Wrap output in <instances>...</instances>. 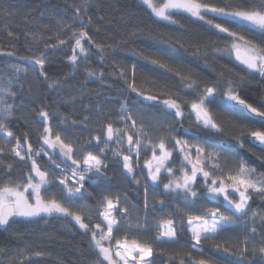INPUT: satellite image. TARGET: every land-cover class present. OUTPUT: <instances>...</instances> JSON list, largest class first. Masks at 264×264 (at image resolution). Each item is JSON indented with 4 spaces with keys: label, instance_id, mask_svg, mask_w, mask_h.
I'll return each instance as SVG.
<instances>
[{
    "label": "snow or ice",
    "instance_id": "6c2138e0",
    "mask_svg": "<svg viewBox=\"0 0 264 264\" xmlns=\"http://www.w3.org/2000/svg\"><path fill=\"white\" fill-rule=\"evenodd\" d=\"M94 4L95 0H79L73 4L71 22H58L66 38L58 35L56 43H45L44 51L38 56L18 57L19 61H26V65L0 64V139L5 145H11L9 153L27 169L21 179L12 180L14 165H6L3 174L9 179L0 181V229L8 232L20 218L70 219L89 236V248L96 253L98 264H155L152 245L127 238L128 232L141 234L154 230L157 232L154 243L170 246L177 245L180 234L185 233L190 247L185 253L187 260L182 256L179 264H216L211 257L197 260L194 254L203 257V242L215 241L230 229L243 228L247 235L241 245L215 243L214 247L237 256L239 264H253L249 252L252 257H259V264H264V210H254L250 204L253 194L264 200V173L257 174L254 167L239 160L237 168L225 174L221 160H226L227 156L221 150L222 144L193 143L182 138L190 133V129L183 127L186 118L194 119L197 129L223 136L224 127L210 107L220 101L258 120L261 128L253 130L246 125L242 128L247 130L250 142L264 153V105L256 107L240 94L241 87L250 80L258 77L264 81V0H140L158 22L166 21L183 32L184 25L176 17L184 16L207 34V39L201 38L196 43L181 36L161 34V43L171 48L191 49L192 55L203 57L206 65L209 57L213 60L234 57L245 75L237 74L234 79L226 75L232 69L225 68L208 81L170 60L167 53L134 50L133 55L150 65L151 71L160 73L156 77H145L144 82L151 84L148 89L138 86L135 64L130 69L120 66L118 73H113L123 81L126 90L136 94L142 106L140 110L130 111L127 104H121L113 120L107 118L112 113L106 114L102 106L97 105L98 127L90 128L91 105H83V111L88 114L77 120L41 102L36 111L42 130L38 134V146L34 148L28 132L21 137L8 127L18 107L17 89H23L20 81L27 76L29 67L47 82L48 89L59 94L64 85L49 78L48 50L61 51L67 47L70 54H66V59L73 70H78L81 64L85 66L86 83L104 82V72L93 70L90 61L96 56L103 64L112 55L113 46L90 35L94 22L89 9ZM44 15L41 12V16ZM95 31L99 33L100 29L97 27ZM32 37L34 41L40 40L38 34L33 33ZM0 57H16V53L0 50ZM83 95L81 92V97ZM54 123L64 126L65 131L69 127L86 131L89 137L83 144L78 143L75 138H69L70 133L64 136L60 131L54 133ZM233 139L244 148L240 137ZM89 148L98 151H88ZM149 151L150 158L144 159L141 166V154ZM109 152L120 166V175L142 190V206L131 204L127 197L122 201L112 190L97 192L102 183L110 185L113 181L107 162ZM2 153H5L4 147H0ZM174 153L181 158L179 169L170 166ZM257 158L264 161V155ZM0 166H3L2 157ZM53 185L61 193L59 197L50 194ZM93 196L99 197L97 204L102 209L97 211L99 222L94 224L90 223L91 216L84 215L93 208L85 198ZM203 200L218 206L206 207L201 203ZM159 210H166L167 218L153 224ZM122 228L127 229L123 242L117 238ZM3 251L0 248V253ZM34 254L42 255L41 252ZM174 260L169 257L165 264H174Z\"/></svg>",
    "mask_w": 264,
    "mask_h": 264
},
{
    "label": "trees",
    "instance_id": "16d2710c",
    "mask_svg": "<svg viewBox=\"0 0 264 264\" xmlns=\"http://www.w3.org/2000/svg\"><path fill=\"white\" fill-rule=\"evenodd\" d=\"M77 3L79 0H0V50L16 53V57H0V64L18 62L26 65V61H19L18 57L38 56L44 51L45 43H56L58 35L61 38H66L64 33L60 32L58 22H71L74 11L72 5ZM2 10H7L10 14H5ZM41 12H44L45 15L41 16ZM89 15L93 17L94 22V26L90 29V35L98 41H104L113 46L112 55L103 64L96 56H93L90 61L93 70L104 72V82L88 81L86 83L85 66L81 64L78 70H73L66 59V54H70V49L67 47H63L61 51L48 50L51 62L46 65V69L49 78L59 80L64 85L59 94L48 89L47 82L40 78L32 67H29L27 76L22 77L20 81L23 84V89H17L15 102L18 107L15 109V116L8 122V127L17 136L23 137V134L28 132L34 148L38 146V134L42 130L36 111L41 102L47 103L50 109L58 108L61 113L77 120L88 114L83 111V105H91L93 113L90 128L98 127L95 120L97 105L102 106L106 114L112 113L107 118L113 120L115 112L121 104H127L130 111L140 110L142 106L136 94L126 90L123 81L113 73H118L120 66L130 69L135 64L137 84L143 89L151 87V84L144 82L145 77H156L160 73L151 71L150 65H147L140 57L133 55L134 50L144 49L157 54L167 53L170 60L191 69L208 81L215 79L219 72L225 71V68L232 69L231 73L226 72V75H231L234 79L237 78V74L245 75L238 66V62H235L233 58L229 59L228 56L215 60L209 57V63L206 65L203 57L192 55L191 49L171 48L161 43L159 39L161 34L181 36L182 39L193 43L198 42L201 38L207 39V34L196 23L184 16L176 17L184 25L185 30L181 32L178 26H169L168 22H158L156 18L150 16L144 6L140 4V0H95V4L89 9ZM101 16L103 20L99 19ZM97 27L100 29L99 33L95 31ZM9 32L12 33L11 36L8 35ZM33 33L40 36L38 42L33 40ZM220 43L223 46V41ZM176 86L179 87L178 84ZM81 92L84 93L82 97ZM240 94L242 98L256 107L264 105V81L258 77L250 80L241 87ZM210 107L214 110L218 121L222 123L224 135L215 136L214 133L207 130L197 129L194 119L186 118L183 121V127L190 129V133L182 138L193 143L209 141L213 144L217 142L222 144L224 147L221 150L227 156L226 160H221V163L225 165V174L229 170H235L239 160L254 167L257 174L264 173V161L257 158L264 153H261L260 148L250 142L247 130L242 128L243 125L253 130L261 128L258 120L250 119L242 110L226 107L220 101ZM185 111L187 113V109ZM53 131L54 133L60 131L62 136L70 133L69 138H75L76 142L81 144L89 137L88 132L76 128L69 127L65 131V127L59 126L58 123H54ZM242 131L243 135H241ZM95 134L93 132V135ZM234 137H240L244 141V148L238 146ZM14 143L15 141H13ZM0 147L5 148V153L0 154L3 159V166H0V181L9 179L7 175L3 174L8 163L14 165L11 170V179H21L27 169H24L11 156L8 151L11 145H5L0 139ZM87 150L98 151L94 148ZM149 152L142 153L140 160L145 159L147 154H150ZM107 155L109 157L107 161L109 175L113 176V181L110 185L102 183L97 192L112 190L122 198V201L124 197H127L131 204L142 206V190H138L129 180L124 179L120 175V166L111 159V152ZM45 162L42 161V163ZM177 163H179L178 155L174 153L170 165L178 167ZM55 194L58 197L61 195L60 192ZM98 199V196L85 198L86 202L93 206L91 212L102 210L97 204ZM201 203L206 207L218 206L208 200H203ZM250 204L254 210H264V200L255 194H253ZM88 216L90 215H85V217ZM157 216L158 219L152 221L153 224H158L160 219L167 218L166 210H159ZM93 220L98 222L97 217L91 216L90 223ZM126 232L127 229L122 228L117 238L123 241L126 238ZM156 235L157 232L154 230L141 234L128 232L127 238L151 244L154 249L152 259L155 264H165L169 257L175 258L174 264H179L182 256L187 260L185 253L190 247L187 242V234L181 233L179 243L171 246L154 243ZM246 235L243 228H233L222 232L215 241L203 242L201 245L204 249L203 257L196 254L194 257L197 260L211 257L216 264H239L237 256L225 253L222 249H216L214 244L221 243L235 247L242 244ZM257 239H259L258 236ZM88 241L89 236L83 234L82 230L75 226L70 219L47 217L27 220L20 218L8 232L0 229V248L4 249L0 253V264H21V262L22 264H98L97 255L89 248ZM35 252H41L42 255L36 256ZM249 258L253 260V264H259L258 256L252 257L249 252Z\"/></svg>",
    "mask_w": 264,
    "mask_h": 264
},
{
    "label": "rangeland",
    "instance_id": "374dc122",
    "mask_svg": "<svg viewBox=\"0 0 264 264\" xmlns=\"http://www.w3.org/2000/svg\"><path fill=\"white\" fill-rule=\"evenodd\" d=\"M233 59H234V57H233ZM149 153H150V154H147L148 156H147L146 158H150V156H151V152H149ZM110 156H111V155H110ZM146 158H145V159H146ZM178 161H179V160H178ZM143 162H144V159L140 162L141 166L143 165ZM179 162L181 163V158H180V161H179ZM177 175H179V172L177 173ZM57 190H58V189L55 188V186L53 185V186H52V192H51L50 194H54V195H56L55 192H56ZM42 191H43V190H42ZM56 196H57V195H56ZM234 198H235V197H234ZM74 210H75V209H74ZM76 210H77V209H76ZM76 210H75V211H76ZM90 213H92V214H90ZM96 213H97V212H87V213L85 212L84 215H86V216H87V215H90V216H93V217H97V219L99 220V217L96 215ZM122 242H123V241H122Z\"/></svg>",
    "mask_w": 264,
    "mask_h": 264
},
{
    "label": "flooded vegetation",
    "instance_id": "af4514ba",
    "mask_svg": "<svg viewBox=\"0 0 264 264\" xmlns=\"http://www.w3.org/2000/svg\"><path fill=\"white\" fill-rule=\"evenodd\" d=\"M141 159V158H140ZM178 160L180 161V157L178 156ZM57 161L59 162V157H57ZM141 161V160H140ZM179 166L178 167H174L173 165H170L171 167H174V168H176V169H179L180 168V162L179 163H177ZM177 173H178V171H177ZM180 174V173H179ZM164 182H167V180L165 179L164 180ZM131 183V182H130ZM56 192H58L59 193V190H57ZM55 192V193H56ZM61 194V193H60ZM98 222H99V220H98ZM93 224L94 223H97V221L96 220H93V222H92Z\"/></svg>",
    "mask_w": 264,
    "mask_h": 264
}]
</instances>
